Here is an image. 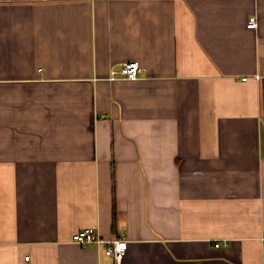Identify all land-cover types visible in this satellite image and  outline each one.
Listing matches in <instances>:
<instances>
[{
	"label": "crops",
	"instance_id": "crops-1",
	"mask_svg": "<svg viewBox=\"0 0 264 264\" xmlns=\"http://www.w3.org/2000/svg\"><path fill=\"white\" fill-rule=\"evenodd\" d=\"M89 227L264 264V0H0V264H114Z\"/></svg>",
	"mask_w": 264,
	"mask_h": 264
},
{
	"label": "built area",
	"instance_id": "built-area-1",
	"mask_svg": "<svg viewBox=\"0 0 264 264\" xmlns=\"http://www.w3.org/2000/svg\"><path fill=\"white\" fill-rule=\"evenodd\" d=\"M257 26V17L251 16L249 18L248 27L255 28ZM140 65L137 61L124 62L119 68H113L110 71L108 79L110 81L123 78L133 80L136 79L140 71ZM246 80L247 78H243ZM72 241L83 246L96 245L103 246L105 253L109 256L114 264H122L125 253L127 251L128 241L123 237H113L112 239H105L93 227L79 230L72 236ZM220 243L216 242L215 246Z\"/></svg>",
	"mask_w": 264,
	"mask_h": 264
},
{
	"label": "trees",
	"instance_id": "trees-1",
	"mask_svg": "<svg viewBox=\"0 0 264 264\" xmlns=\"http://www.w3.org/2000/svg\"><path fill=\"white\" fill-rule=\"evenodd\" d=\"M128 247V246H127ZM126 254V253H125Z\"/></svg>",
	"mask_w": 264,
	"mask_h": 264
}]
</instances>
